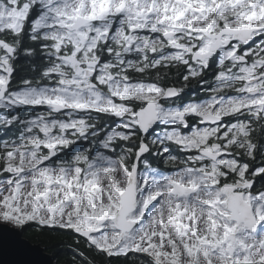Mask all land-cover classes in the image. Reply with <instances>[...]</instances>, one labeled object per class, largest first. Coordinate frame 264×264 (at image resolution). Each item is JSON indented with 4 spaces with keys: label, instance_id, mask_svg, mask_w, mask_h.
<instances>
[{
    "label": "snow or ice",
    "instance_id": "obj_1",
    "mask_svg": "<svg viewBox=\"0 0 264 264\" xmlns=\"http://www.w3.org/2000/svg\"><path fill=\"white\" fill-rule=\"evenodd\" d=\"M71 264H264V0H0V231Z\"/></svg>",
    "mask_w": 264,
    "mask_h": 264
},
{
    "label": "water",
    "instance_id": "obj_2",
    "mask_svg": "<svg viewBox=\"0 0 264 264\" xmlns=\"http://www.w3.org/2000/svg\"><path fill=\"white\" fill-rule=\"evenodd\" d=\"M20 238L27 240L29 245V250L23 253L14 247L12 234L6 230L0 231V264H57L41 243L32 242L24 233Z\"/></svg>",
    "mask_w": 264,
    "mask_h": 264
},
{
    "label": "trees",
    "instance_id": "obj_3",
    "mask_svg": "<svg viewBox=\"0 0 264 264\" xmlns=\"http://www.w3.org/2000/svg\"><path fill=\"white\" fill-rule=\"evenodd\" d=\"M24 236L34 243H41L48 252H50L57 264H71V252L67 250V244L71 241V237L65 234H53L47 231H40L35 227H29L24 231ZM101 258L97 257L99 264ZM112 264H116L115 261Z\"/></svg>",
    "mask_w": 264,
    "mask_h": 264
}]
</instances>
